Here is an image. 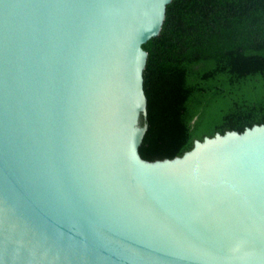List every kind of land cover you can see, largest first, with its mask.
I'll use <instances>...</instances> for the list:
<instances>
[{
    "label": "water",
    "instance_id": "water-1",
    "mask_svg": "<svg viewBox=\"0 0 264 264\" xmlns=\"http://www.w3.org/2000/svg\"><path fill=\"white\" fill-rule=\"evenodd\" d=\"M170 2L0 0V264H264V125L137 152Z\"/></svg>",
    "mask_w": 264,
    "mask_h": 264
},
{
    "label": "trees",
    "instance_id": "trees-1",
    "mask_svg": "<svg viewBox=\"0 0 264 264\" xmlns=\"http://www.w3.org/2000/svg\"><path fill=\"white\" fill-rule=\"evenodd\" d=\"M147 53L143 160L264 125V0H171Z\"/></svg>",
    "mask_w": 264,
    "mask_h": 264
}]
</instances>
